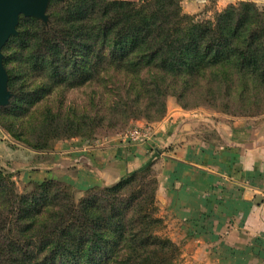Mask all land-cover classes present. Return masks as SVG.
Returning <instances> with one entry per match:
<instances>
[{"label":"trees","instance_id":"16d2710c","mask_svg":"<svg viewBox=\"0 0 264 264\" xmlns=\"http://www.w3.org/2000/svg\"><path fill=\"white\" fill-rule=\"evenodd\" d=\"M180 2L71 0L62 4L66 11L87 9V22L48 27L21 19L19 36L3 53L38 24V37L54 49L48 64L88 63L84 75L92 67L102 79L114 69L131 81L111 106L127 118L144 109L163 114L169 95L184 101L199 92L226 98L245 113L264 111L263 13L242 2L217 13L215 21L197 22L183 14ZM8 74L12 108L17 93ZM58 126L52 119L44 128L56 137H75L74 128ZM25 143L37 150L49 145ZM150 165L88 191L78 203L71 190L54 181L33 182L30 192L18 194L0 168V264H173L178 248L157 235L162 221L154 216L155 190L146 182Z\"/></svg>","mask_w":264,"mask_h":264},{"label":"rangeland","instance_id":"374dc122","mask_svg":"<svg viewBox=\"0 0 264 264\" xmlns=\"http://www.w3.org/2000/svg\"><path fill=\"white\" fill-rule=\"evenodd\" d=\"M52 1L55 2L50 4L48 9L49 23L46 25L38 20L40 23L48 27L53 23L57 27L71 24L79 26L88 21L87 9L66 11L62 4L69 1ZM242 2L253 3L264 15V0H181L180 4L183 14L190 15L197 22H205L215 21L217 13L229 5L237 6ZM29 29L30 34L25 40L10 44L3 53L6 57L4 66L13 76V87L17 96L12 108H9L13 99L12 92L10 104L0 107V168L11 177L18 194L30 192L33 182L54 181L71 190L75 202L78 203L86 197L88 191L114 185L122 177L110 185L96 183L93 169L96 159L90 162L88 154H93L94 157V151L98 147L106 150L104 148L110 146L113 138L122 140L125 134L128 135L133 129L145 131L149 128L148 125L157 128L174 112L195 114L223 123L233 119L254 121L264 116V111L245 113L240 107L229 103L226 98L209 99L203 92L188 99L184 98V101L169 95L163 114L148 113L144 109L133 118H127L123 113L118 115L111 106L120 93H125L131 81L114 69H110L102 79L96 78L95 68L92 67V72L84 75V69L89 68L88 63L80 62L71 68L57 60L53 64L59 65L57 70L56 66L47 63L54 49H49L48 44L38 37L40 26L33 23ZM103 54L109 57L110 52L106 50ZM57 56L62 55L59 53ZM64 66L66 70L63 69ZM52 119L60 124L58 127L61 129L74 128L72 130L75 131V137H64L62 133L56 137L57 133L54 132L47 134L44 126ZM151 130L153 134L155 129ZM25 140L33 146L46 142L49 145L44 150H37L25 143ZM91 149L95 150L89 151ZM98 159L100 161L103 158ZM157 169L153 161L146 174V182L151 181L152 190H155L154 216L162 221V228L157 235L170 240L178 248L179 254L173 264H206L207 260L196 261L188 258V243L175 241V233L170 229L174 218L171 216V220L169 215H166L158 198Z\"/></svg>","mask_w":264,"mask_h":264},{"label":"crops","instance_id":"0c3cea01","mask_svg":"<svg viewBox=\"0 0 264 264\" xmlns=\"http://www.w3.org/2000/svg\"><path fill=\"white\" fill-rule=\"evenodd\" d=\"M104 149L88 154L96 183L155 162L162 210L188 258L264 264V116L223 123L174 112L147 138L133 143L125 134Z\"/></svg>","mask_w":264,"mask_h":264},{"label":"water","instance_id":"95a60500","mask_svg":"<svg viewBox=\"0 0 264 264\" xmlns=\"http://www.w3.org/2000/svg\"><path fill=\"white\" fill-rule=\"evenodd\" d=\"M67 2L70 0H57ZM52 0H0V107L10 104L9 74L4 66L3 48L11 37L18 36L21 17L49 23L48 9Z\"/></svg>","mask_w":264,"mask_h":264},{"label":"built area","instance_id":"2783aa9c","mask_svg":"<svg viewBox=\"0 0 264 264\" xmlns=\"http://www.w3.org/2000/svg\"><path fill=\"white\" fill-rule=\"evenodd\" d=\"M151 132V128H147L145 131L133 129L128 133L127 138L129 139V141L135 143L141 141L144 138H147L151 134Z\"/></svg>","mask_w":264,"mask_h":264}]
</instances>
